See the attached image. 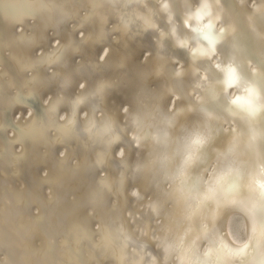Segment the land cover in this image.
<instances>
[{"label":"bare ground","instance_id":"obj_1","mask_svg":"<svg viewBox=\"0 0 264 264\" xmlns=\"http://www.w3.org/2000/svg\"><path fill=\"white\" fill-rule=\"evenodd\" d=\"M0 26V264H264V112L233 107L264 105V0H0Z\"/></svg>","mask_w":264,"mask_h":264},{"label":"snow or ice","instance_id":"obj_2","mask_svg":"<svg viewBox=\"0 0 264 264\" xmlns=\"http://www.w3.org/2000/svg\"><path fill=\"white\" fill-rule=\"evenodd\" d=\"M230 76L236 80L237 82L239 81V77L236 76L235 72L233 71L230 73ZM247 91V97L245 98H238L236 101L233 102V107L235 109H238L243 112H247L250 115H254L257 112H264V105L257 106L255 103V100L259 93L255 88L249 87L246 89ZM197 143H199L197 141ZM236 175H237V170L233 169L230 174L227 175V180L226 183L229 184L230 186V193L236 192L238 185L236 181ZM224 187L223 184H218L217 193H213L212 195H218L219 190ZM252 196H256V202L251 204V209L254 213V215L257 216V222L261 229H264V185L261 186V189L259 193H250ZM239 202L244 203V200H240ZM250 247V245H245V248L242 249L239 253L229 256L226 252L224 253V256L226 258V264H242L244 258L248 255L247 249Z\"/></svg>","mask_w":264,"mask_h":264},{"label":"water","instance_id":"obj_3","mask_svg":"<svg viewBox=\"0 0 264 264\" xmlns=\"http://www.w3.org/2000/svg\"><path fill=\"white\" fill-rule=\"evenodd\" d=\"M41 6L40 7H33V6H30V4H20V5H18L17 6V8H19L20 10H21V13H23L24 15H26V16H28V17H32V18H42L43 17V13H44V10H45V5H43V4H40ZM4 9H9L7 6L4 8ZM9 10H11V9H9ZM12 12H14V10H11ZM15 14H14V16H13V19H20L17 15H16V12H14ZM25 18V17H24ZM23 18V19H24ZM1 27L2 26H0V45H3L5 42H3V39H4V37H1V36H3L5 33L3 32V29H1ZM4 27V26H3ZM5 29V28H4ZM67 30V32L69 33V31H68V28L66 29ZM73 31V30H72ZM72 31L70 30V33H72ZM136 31V30H135ZM137 32V31H136ZM146 38H148V34H147V36H146ZM64 48H61L60 50H59V54H63L64 53V50H63ZM0 58H4V61L10 66V62H9V60L5 57V55H4V51H3V49H2V46H0ZM39 67H42L43 69H44V66H43V64L41 63V64H36V66H32V69L35 71L34 73L35 74H37V71H36V69L37 68H39ZM47 69L45 68V71H46ZM47 72V71H46ZM60 83V82H59ZM58 85V84H57ZM54 87V86H53ZM59 88H61V85L59 84V86H57V87H55V89H54V92L56 91V90H58ZM16 92V91H15ZM27 101V106H29V107H31V108H33L36 112L37 111H40L41 110V108H42V103H41V101L40 100H38V102H37V100H35V101H33V100H30V99H27L26 100ZM76 105V102H74V106ZM37 114H39L38 112H37ZM6 121H7V128L9 127H11L12 129H14L15 131H17L18 130V127H16L15 125H14V123L11 121V119L10 118H7L6 117ZM51 125H53L58 131H63L66 127L64 126V125H62V124H60L59 123V121L57 120V119H55V120H53L52 121V124ZM4 129V128H3ZM2 137L3 138H5V135L3 134V130H2ZM18 139V138H17ZM26 139H28V138H26ZM26 141L27 140H24V142L26 143ZM27 144H28V141H27ZM9 155H12V156H15L16 157V159H21L22 157H21V155H15L14 154V150H9V148H8V151H6V152H4L3 153V157L6 159V162L8 163V156ZM25 154H24V158H23V160L21 161V166L23 165V167L20 169V174L21 175H24V177H26V173H25V170H24V166H25ZM14 168V167H13ZM6 169L11 173L12 171H11V169H9V167L7 168L6 167ZM23 171H24V173H23Z\"/></svg>","mask_w":264,"mask_h":264}]
</instances>
